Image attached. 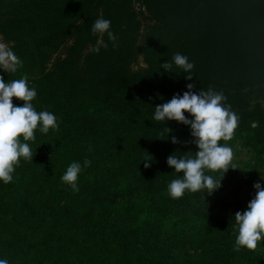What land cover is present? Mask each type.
Returning <instances> with one entry per match:
<instances>
[{
	"label": "trees",
	"instance_id": "obj_1",
	"mask_svg": "<svg viewBox=\"0 0 264 264\" xmlns=\"http://www.w3.org/2000/svg\"><path fill=\"white\" fill-rule=\"evenodd\" d=\"M101 17L115 41L92 33ZM0 36L22 61L0 76L26 75L34 108L59 125L47 134L37 129L27 141L33 161L21 158L12 182L0 181V259L264 264L257 248L235 249V214L218 206L221 191L168 195V183L183 174L167 158L198 148L190 126L153 118L188 84L222 92L240 119L233 139L220 143L247 148L251 173L264 168V0H0ZM175 53L194 63L192 80ZM73 161L82 169L76 192L61 180Z\"/></svg>",
	"mask_w": 264,
	"mask_h": 264
},
{
	"label": "clouds",
	"instance_id": "obj_2",
	"mask_svg": "<svg viewBox=\"0 0 264 264\" xmlns=\"http://www.w3.org/2000/svg\"><path fill=\"white\" fill-rule=\"evenodd\" d=\"M111 21L104 18H97L91 27L92 33L101 37L107 33L109 40L115 41L116 36L109 31ZM102 42H98L101 44ZM107 47L106 44H102ZM99 52V46L94 48ZM175 65L183 69L186 80H192L191 75L194 63L189 62L188 57L175 53L172 57ZM22 67V61L14 51L0 42V69L4 72H15ZM161 67L167 72L171 70L172 64L165 62ZM194 84L187 85V91L182 95L175 94L168 102L155 107L154 120L176 121L188 125L191 129V136L198 148L194 156L170 155L167 158L169 167L175 169L176 173H182V178L171 180L167 185V193L173 199L182 198L188 192H207L212 195L221 187V181L225 173L236 169L232 163L234 158L233 149L220 141L225 142L233 139L235 130L239 124V116L231 110V106H225L226 97L222 92H216L211 88L208 91L200 90L194 92ZM35 88L29 87L28 77L25 75L20 79H13L5 82L0 76V181L4 184L11 183L13 173L19 166L21 158L33 161L32 149L27 141L35 140V132L47 134L50 129L58 130L59 125L53 113L48 111H37L32 101L36 98ZM23 101L22 106L13 103V98ZM185 113L192 118L189 119ZM168 134L170 128H164ZM21 137L23 141H21ZM168 137V136H167ZM173 144L179 141L173 136ZM145 159L144 167H150ZM91 161L84 160V167H89ZM81 163L73 161L62 175V182L70 185L71 189L79 191L77 181L81 172ZM206 171H221L222 177L217 180L212 175L205 174ZM264 180V174L261 175ZM255 196L247 204L243 212L235 213V249L246 248L255 250L258 243L264 241V186L261 183H254ZM0 264H8L6 259H0Z\"/></svg>",
	"mask_w": 264,
	"mask_h": 264
},
{
	"label": "rangeland",
	"instance_id": "obj_3",
	"mask_svg": "<svg viewBox=\"0 0 264 264\" xmlns=\"http://www.w3.org/2000/svg\"><path fill=\"white\" fill-rule=\"evenodd\" d=\"M0 42L5 43L1 36ZM139 64H142L141 59ZM233 153L232 163L236 166V169L229 168L221 182V187L216 190L221 191V196L218 197V206L225 210L228 217H233L238 209L242 212L247 209V204L255 196L254 183H261L264 186V180H261L264 168L253 174L246 165L249 161L248 149L235 144ZM257 250L264 259V241L258 243Z\"/></svg>",
	"mask_w": 264,
	"mask_h": 264
}]
</instances>
